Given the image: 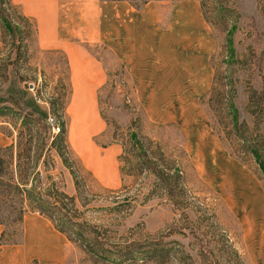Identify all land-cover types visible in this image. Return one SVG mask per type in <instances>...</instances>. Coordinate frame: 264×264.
<instances>
[{
	"label": "rangeland",
	"instance_id": "rangeland-1",
	"mask_svg": "<svg viewBox=\"0 0 264 264\" xmlns=\"http://www.w3.org/2000/svg\"><path fill=\"white\" fill-rule=\"evenodd\" d=\"M123 1L129 8L143 6V0ZM187 3L190 6L173 30L194 39L197 47L208 38L209 82H199L202 71L195 66L192 97L189 91L188 96L183 92L177 97L182 85L170 80L169 94L162 95L161 88L154 99L135 98L121 65H107L114 71L92 99H73L65 55L36 47L35 26L29 18L30 33L15 30L12 40L4 20L12 18L20 26L22 21L18 14L0 10V48L16 49L20 42L27 47L18 59L12 53L13 63L0 86V96L13 99L0 103V132L7 136V146L18 130L27 127L34 135L32 146L37 148L42 139L45 143L39 155L31 152L19 159L15 176L18 183L24 182L22 187L40 193V200L24 201L19 223L12 222L8 203L0 206V216L9 217L0 224V260L10 257L12 264H19L18 250L25 248L27 238L23 218L42 215L30 208L37 205L52 217L53 221L42 215L55 229L53 240L64 254L57 262L33 257L30 264H264V173L247 150L253 142H264V0H163L157 5L163 10ZM174 16L173 11L172 21ZM169 43L171 51L185 45ZM91 52L106 63L105 52L92 48ZM197 54L188 51V60L197 64ZM170 66L171 77L176 76L177 63ZM17 93L35 100L42 115L30 111L34 119L21 120L26 109ZM227 103L236 109L245 130H235ZM90 108L97 111L95 115ZM48 116L60 128L55 135L46 122ZM131 132L147 151L146 164L164 163L166 173L177 172L182 189L172 179L158 181L135 157ZM55 138L57 145L60 140L63 144L62 157L48 149ZM115 143L121 151L109 161L108 149ZM53 190L74 199L72 203L62 197L63 212L51 209L52 199L44 195ZM55 224H62L66 234ZM69 233L83 235L80 239L91 244L92 252Z\"/></svg>",
	"mask_w": 264,
	"mask_h": 264
},
{
	"label": "crops",
	"instance_id": "crops-1",
	"mask_svg": "<svg viewBox=\"0 0 264 264\" xmlns=\"http://www.w3.org/2000/svg\"><path fill=\"white\" fill-rule=\"evenodd\" d=\"M12 1L24 16L34 22L36 47L41 50H57L65 55L73 99H92L96 90L107 81L108 73L114 71L107 68V65L112 68L121 65L124 68L126 80L137 99H154L160 94L161 88L165 89L162 95L167 96L170 80L176 83L177 87L182 85L177 97L183 96V92L188 96V91L192 97V68L195 66L202 71L203 77L199 78V82H209L210 45L206 44L209 42L208 38L205 45L197 47L194 39L188 35L181 36L180 32L173 30H176L179 17L187 11L185 8L190 6L189 3L162 10L157 4L163 0L148 1L143 4V8H129L123 0L109 3L102 0ZM194 2L192 4L196 7ZM116 7L120 12L115 10ZM178 8L182 10H176ZM173 11L175 16L172 21L170 18ZM196 12V19L201 24V9ZM163 23L166 25L162 27ZM171 40L180 41L185 45H182L181 49L176 47L171 51L167 48ZM162 44L166 46L163 50ZM91 48L105 52L106 63L102 57L91 52ZM193 49L198 53L197 64L194 59L193 62L188 60V51ZM174 61L177 63L176 76L171 77L170 65ZM16 96L21 99L20 103L26 110L42 115L34 99L28 101L27 96H20L19 93ZM73 101L81 104L78 100ZM90 109L95 115L97 111ZM94 118L100 123L98 115ZM90 128L93 130L92 126ZM7 140V136L0 132V146H7ZM120 151L121 145L112 144L108 149L107 160L115 159ZM23 224L27 228V238L25 248L18 250L21 254V257L17 258L19 264H30L33 257L47 262L63 259L64 250L57 247L56 245H61L53 240L56 231L44 216L31 213L24 216ZM8 259L11 260L7 257L5 261L4 256L0 264L8 263Z\"/></svg>",
	"mask_w": 264,
	"mask_h": 264
},
{
	"label": "trees",
	"instance_id": "trees-1",
	"mask_svg": "<svg viewBox=\"0 0 264 264\" xmlns=\"http://www.w3.org/2000/svg\"><path fill=\"white\" fill-rule=\"evenodd\" d=\"M120 1V0H119ZM149 0H143L141 5L147 3ZM202 8L204 7V3L201 1ZM0 10L5 11L8 13V15H16L18 14V18L22 21V25H19V22H13L12 18L8 20H4L3 25L5 28L6 33L8 36L13 40V36L15 33V30L18 32V34L21 35L22 31L26 32V35H28L31 31V24L29 22V19L24 16L19 8L12 5L10 0H0ZM15 13V14H14ZM10 15V16H11ZM203 16L204 19L208 22L207 17L205 16V12L203 10ZM16 25V26H15ZM27 47L23 44V42L19 43V45L16 46V49L12 45L8 46L5 45V47L0 48V86L4 83L6 80V75L8 71V67L12 65L13 59H12V53L14 52L15 59H18L19 53L21 50L26 51ZM222 98L224 96L222 95ZM8 99L13 100L11 97L3 98L0 96V103L7 102ZM225 99V98H224ZM223 102V101H222ZM223 104V103H222ZM226 108L230 115V122L235 128V130H239L240 128L245 130V123L239 122V116L236 109L233 107L231 103H227ZM21 117V120L24 121V119H34L33 114L30 111L23 110ZM37 138L40 139V134H36ZM34 135L32 134V130L27 128H22L18 130L14 142L10 144L9 146H5L3 148H0V185L3 187V189H0V206L3 204L8 203V205L11 208V212L13 213L12 216V222L13 223H19L23 217L24 213V201H32L34 202V198L40 200L41 194L36 193L31 189H26L25 187H22L21 185L23 183H18L15 176H17V169H18V161L21 157L25 155V157H29L31 152H34L35 154L39 155V151L41 152V149L43 150L44 144L43 139L40 141V144L37 145V148H35L36 145L32 146L31 142L33 141ZM130 138V144L134 148V150H137L135 153V157L139 161H143L145 164L147 161H150L148 158L147 151L144 150L143 144L141 140L138 138L137 134L135 132H131L129 135ZM23 139L25 141L23 142ZM56 138L52 139L50 145L48 146V149H54L55 152L62 157V150L63 144L60 140L59 144H56ZM263 141H257L253 142V146L247 148V150L251 153L253 158L257 161L259 164V167L261 171L264 173V142ZM35 148V149H34ZM26 153L28 155H26ZM125 159V157L123 158ZM164 159L162 158V161ZM12 162H15V166L12 169ZM164 162V161H163ZM162 163V162H161ZM155 164V163H154ZM147 165V164H146ZM153 165V164H152ZM164 163L155 166L147 165L148 170L152 172V174L156 177L158 181H166L173 180L176 182V184L182 189V182L181 178L178 175V173H172L168 174L163 169ZM157 167L158 169H156ZM28 168V166H27ZM37 175V173H35ZM24 186V185H23ZM38 195V196H37ZM44 195L48 196L50 199H52V202L50 203L51 209H57L60 212H63L64 210V203L63 205H59L60 201L62 200V197L68 199L70 202L73 203V200L71 197H67L63 195V193L58 192L57 190H53L52 193H45ZM62 202V201H61ZM37 204V203H35ZM31 210H37L40 214L47 216L52 221V217L46 212L44 208L38 207L37 205H34V207H30ZM9 217H1L0 216V224H6ZM11 222V221H10ZM72 230H77L76 227H72L73 224H68ZM55 228L59 230L61 233L66 234L65 227L61 224L56 225ZM70 234V233H69ZM3 235V232L1 233V236ZM69 237V236H68ZM74 237L76 240L71 239ZM69 239L80 242L86 250L89 252H92L91 244L86 243L83 235H79V233L70 234Z\"/></svg>",
	"mask_w": 264,
	"mask_h": 264
},
{
	"label": "built area",
	"instance_id": "built-area-1",
	"mask_svg": "<svg viewBox=\"0 0 264 264\" xmlns=\"http://www.w3.org/2000/svg\"><path fill=\"white\" fill-rule=\"evenodd\" d=\"M47 124L49 125L52 134H57L60 131V128L58 126V124L55 122L54 117H50L48 116L46 119Z\"/></svg>",
	"mask_w": 264,
	"mask_h": 264
}]
</instances>
